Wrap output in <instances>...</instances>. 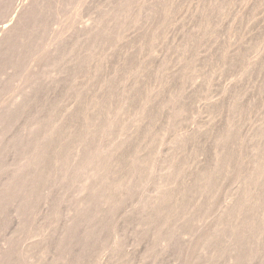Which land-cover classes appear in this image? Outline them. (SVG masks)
Masks as SVG:
<instances>
[{"label": "rangeland", "instance_id": "1", "mask_svg": "<svg viewBox=\"0 0 264 264\" xmlns=\"http://www.w3.org/2000/svg\"><path fill=\"white\" fill-rule=\"evenodd\" d=\"M9 1L7 0V2H5V0H0V3L2 2L1 4L3 6L0 8V22L2 19H10L15 11L21 9V5H23L24 2L25 5L26 2L29 1L30 4H28V2L27 4L30 9L33 8V6H38L34 7V10L32 11L28 9V12H26L23 17L24 22L22 19V23L18 25L20 27H17L11 32L14 35V32L17 31V34L15 33L16 36L11 34V39H7L9 43H7L6 40V44L4 42L5 46L3 44L4 47H2V52L0 51V111L2 112L0 114V141H2L0 142V189H3L0 191V196L4 198H0V201L2 200V203L0 202V210H2V212L0 211V253H2L0 254V258H2L0 259V264L4 261H10L8 264H26L27 260L30 264H47V262L48 264H104L106 258L109 259L105 264H264V171H261L264 170V0H133L134 2H132V0H36L35 3L33 1L30 2V0ZM121 1L122 3H120ZM130 1L137 10L133 9L134 7L131 5ZM143 1H145L146 5L150 3L149 6L147 5L145 8L146 5L143 4ZM8 2L14 4L9 5ZM138 3L139 5H137ZM123 4H125L126 7ZM155 5L158 7L156 8ZM137 6L139 7L137 8ZM148 7L153 9L150 11ZM160 8L161 10H159ZM159 12H162V14ZM27 13H29V15ZM152 13H156L157 15H153ZM158 13L160 15H158ZM146 15L147 18H150L147 19ZM111 16L114 19L109 20L108 18H111ZM100 18H103L102 22H100ZM113 20L115 22H113ZM152 20L154 22H152ZM106 21L107 23H110L106 24ZM135 21L140 24H137ZM127 22L129 23L127 24ZM86 25L88 27H86ZM106 25L107 27H105ZM109 27L112 28L109 29ZM87 28L89 30H87ZM85 30L91 31L86 33ZM84 32L86 34H84ZM18 33L19 35L21 34V37L17 36ZM126 33L130 35V37ZM72 35L73 37H71ZM80 36L83 39L85 37L87 39L82 40ZM17 37L20 38L18 39ZM89 37H91V40ZM112 38L113 40L116 38L115 41L112 42ZM124 38L127 40L125 41ZM17 39L19 41H17ZM59 41H61L62 44ZM19 47L21 48L19 49ZM21 49L23 51H21ZM255 49H257V51ZM41 50L44 54L41 53ZM123 51L126 52L127 55ZM45 53H50L51 56H48ZM69 54H72V56ZM40 56H42V58H39ZM43 56H45L46 59H44L45 57ZM38 58L41 60V63ZM81 61L84 63L86 61L88 65ZM91 62L92 64L90 65ZM69 63H72L71 65L73 67ZM31 64L33 66H31ZM130 67L131 70L129 69ZM79 68L82 70L80 71ZM31 69H33L32 72L29 71ZM86 70L87 72L85 73ZM33 73L35 76H33ZM67 75H69V77ZM77 78H79V80ZM61 79L63 81H61ZM71 80L73 81L72 83ZM26 81L30 83V86ZM60 81L64 82V85ZM24 84L25 87H23ZM103 84L106 85V88L103 87ZM30 87L31 91L29 90ZM116 87L118 90H116ZM62 89L64 92H62ZM71 89L74 92L71 91ZM17 90L22 93H19V91L17 93ZM125 91L128 94L125 93ZM70 92H73V94L71 93V95ZM74 94L76 96H74ZM87 95L90 98H88ZM107 95H111L109 96L110 98L107 99ZM11 98L19 103H14V100ZM74 98L79 101V103ZM80 98L85 100L83 101L81 99L82 101H80ZM101 98L104 99V102ZM124 98L126 99L124 100ZM8 100L10 101L6 102ZM11 100L13 101V105ZM99 100L102 101L100 102ZM22 101H24V103ZM91 103L95 108L90 106ZM107 103L108 105H104ZM14 106L15 108H20H11ZM66 106L71 108H67ZM73 106L75 107L74 109ZM7 108L9 111L10 109L12 111L8 113ZM93 108L95 110H93ZM70 110L72 112H70ZM3 112H5L6 115ZM78 112L79 114L75 115V113ZM7 113L10 116L7 115ZM89 114L93 118L88 116ZM57 115H59V117H57ZM4 116L9 117L5 118ZM136 117L139 118V121ZM52 118L53 120L57 118V121L55 120L53 122ZM140 118H142L144 122ZM4 119H6V122H4ZM36 119L39 120L37 121ZM70 119L73 120L74 123L71 122ZM80 119L83 120L81 121ZM181 120H184V122H181ZM7 121L9 123H7ZM79 124L81 125L79 126ZM76 125H78V127ZM82 125L85 126L82 127ZM104 126L106 127L105 129ZM66 127L67 130L65 131ZM75 128L77 130L80 129V131H77ZM92 128L95 129L91 130ZM132 128L133 131L131 130L130 132V129ZM44 129L49 131H44ZM57 129L59 130L57 131ZM83 129L88 130L82 132ZM72 130L74 133L71 132ZM126 130L127 132H125ZM60 131L65 133L62 135V132ZM67 131L69 132V135ZM28 132L31 134V137ZM88 132H90L91 135L86 136ZM81 133H83L82 136ZM56 134L58 135L56 136ZM51 136L52 138L54 137L55 140L54 138L50 139ZM110 136H112V138H110ZM181 136L182 138L185 137L183 139L181 138L182 140L177 139ZM175 137L176 140H178L177 142H175ZM56 138L60 139L57 140ZM62 138H64L63 141L66 142L65 149L63 145L65 142L63 143L61 141ZM73 138H75V140ZM85 138H92L90 141L94 139L93 143L89 142L88 139V141H86ZM95 138L97 140H95ZM127 138H130V140L128 141ZM67 139L74 142L78 139V141L75 142V145L74 142L72 144V142ZM44 140L47 142H44L45 144L41 145ZM50 140L55 142L52 143ZM107 140H111L112 143ZM112 140H114V142ZM27 141L32 142L33 145H30ZM105 142H107V144H105ZM59 143H63V146L60 145L59 147ZM81 143L85 146L84 148L87 154L84 153L86 154L84 156L86 157H83L82 154L77 155L80 150L78 145L81 147ZM97 143L102 144L96 146ZM48 144H50V146H48ZM86 144H88L87 147ZM55 145L57 147L52 149V146ZM73 145H75L76 148ZM90 145L92 147L94 145V147L89 149L91 148ZM30 146H34L31 149L32 151L30 150ZM35 146H40L38 148L41 149H38ZM68 146H71V148ZM113 146L115 150L111 148ZM119 146L121 147L117 149ZM58 148H60V151ZM77 148L78 150L76 151ZM84 148H82V152H85L83 151ZM73 149L75 150L73 151ZM50 150H53V153ZM107 150L112 155H109V152L105 153ZM44 151L47 153L49 151L51 154L49 155L48 153L47 156V153ZM101 152L103 156H100ZM98 153L99 155H97ZM62 154L64 157H62ZM60 155L63 158L60 157L62 160L61 164L59 162L60 160L57 158ZM68 155H72L71 157L77 156L76 159H73L74 161L72 160V162H70L71 160L68 158L70 156ZM80 155H82L83 160H79L82 158H79ZM32 156L36 157L37 160ZM110 156L113 158H110ZM164 156L167 157V160ZM48 157H50V159ZM87 158H90L88 163L84 161L87 160ZM94 158H96V161L92 164ZM97 158H101L103 161L100 159L98 160ZM20 159L21 162H19ZM31 159H34V162ZM41 159L42 161L46 160L42 162L40 161ZM35 161L38 162L36 163ZM75 161L78 164L83 161L86 165L82 162L81 164H83L84 167H87L83 169L79 165H77L78 167H75L77 164H75ZM97 161H100L101 163ZM149 161L151 164L153 163V165L149 164ZM62 162H65V165ZM73 162L74 166L72 164L70 165V163ZM131 162H134V164ZM43 163H47L45 164L47 166H44ZM29 165L37 168H30ZM97 165L99 167H97ZM43 166L47 168L50 166V170ZM55 166L58 168H55ZM63 166L67 167L69 170ZM72 166L73 168L75 167V170ZM17 167L18 169H16ZM24 167L28 168L25 169ZM23 168L25 169L24 171H22ZM41 168L43 172L42 170H39ZM98 168L100 171H98ZM109 168L113 169L110 170ZM46 169L48 171H46ZM86 169L88 171L91 170L89 173H87L88 171L86 172L87 175H85ZM92 170L94 171L92 172ZM39 171L47 176L48 179ZM60 171H62L64 175L61 174L62 172ZM69 171H71L70 174ZM102 171H104L103 173L106 174L107 177H105L103 173H100ZM18 172L20 177L18 176ZM32 172H34L36 176L38 173V179H36L37 177L34 176ZM54 172L60 173H57L56 175ZM129 172L131 175L130 177H128ZM90 173H92V175ZM11 174L13 177L10 176ZM25 174L26 176H24ZM54 174L57 177L59 175L61 176L56 178ZM89 174L91 176H89ZM117 174L119 176H117ZM39 175L41 176L40 180ZM26 178L31 179L28 180ZM41 178L42 180L44 179V181H42ZM82 178L84 180H82ZM97 178L99 179L98 181L96 180ZM144 178H146V180H144ZM7 179L10 181H7ZM54 179L56 180L55 183ZM157 179H159L160 182H158ZM36 180H38L37 182L39 184ZM196 180L198 184L196 183ZM104 181L108 185L112 183L110 186L113 188L110 186L108 187ZM11 182H14L12 185L13 187L17 184L15 187L19 190L14 187L16 194H14L15 190L11 187ZM152 183H155L156 187L158 186V189H160L162 193ZM40 184L42 185L40 186ZM57 184H61V186H58ZM124 184H127L128 187ZM32 185L34 187H32ZM80 185H83L84 187H81ZM202 185L206 186L201 188ZM122 187L127 188L122 190ZM196 187L200 190H197ZM84 188L87 190L89 189V191ZM105 188L109 191L107 190L106 192ZM115 188L121 190H116ZM42 189L44 192L41 193ZM10 190H13L14 192H11ZM35 190L38 194L34 192ZM38 190L40 192H38ZM90 190L95 194H92ZM19 191L21 193H19ZM120 191L121 195H119ZM10 192L12 196L10 195ZM31 192L35 194L33 195ZM83 192L85 194H83ZM146 193L151 195L148 196ZM20 194L22 196H20ZM155 194L159 197L157 201L154 199L157 197ZM144 195H147V197L145 196L146 198H143ZM151 196L153 197L152 200L156 201L155 203L149 202L152 207H150V204L145 203L147 198H150ZM85 198L88 200V203ZM195 198L199 199L195 200ZM20 200L21 203L19 202ZM141 200H144L145 202L143 201L140 203ZM82 201H84V203H82ZM17 202L20 203L19 207ZM30 202H32V204L34 202V204H30ZM78 203L81 205H77ZM85 203L89 207L86 206ZM82 204L87 207L88 212ZM140 204L145 205L139 206ZM147 204L150 208L145 207ZM28 205L32 206L29 208ZM10 206L11 211H9ZM71 206L73 208H71ZM75 206L79 209L78 212ZM111 206L113 207L111 208ZM27 208H29V210ZM17 209L22 211L19 210V212ZM84 211L85 213H82ZM21 212L23 213V216L20 215ZM100 212L101 214L103 213V216ZM114 212H117V214ZM16 214L22 218L20 219ZM80 214L83 216L80 217ZM129 214H131V217H129ZM132 214H135V216H132ZM13 215H16L17 217ZM73 219H75L74 222L77 224H73ZM78 219L81 220L79 221ZM24 221L28 223L26 224ZM124 222L128 223L126 224ZM16 224L18 226H16ZM97 224L101 226L98 227ZM63 225L65 226L63 227ZM71 225L72 228L68 229ZM21 226L24 230H22ZM15 227L21 229L18 230V228ZM33 228H38V231L36 229V231H34L35 233L31 232L34 230ZM95 228L98 229L96 230ZM92 229H95L94 234ZM39 230H43V232ZM66 230H68L67 232L69 233H66ZM60 232L64 237L61 236ZM74 233L75 235L72 236ZM34 234L35 236H32ZM259 234H261V236H259ZM29 236L33 238H30ZM44 237L48 239L46 240ZM90 237L92 239H90ZM84 238L86 240L89 239L90 241L87 240V242L83 240ZM67 239H70L68 243ZM54 241L61 244L58 246ZM38 242H40V244L46 242V245H41L44 249H40L42 247H40ZM71 242L74 244H71ZM85 242L87 245H90L87 246ZM69 243L72 246H70ZM11 244L13 248L11 247ZM1 245H6L5 249L4 247L2 248ZM77 246L79 247L77 248ZM84 246L85 248H83ZM31 247L32 249H29V251L28 248ZM25 248H27L34 257L30 256L31 254ZM35 248H37V252L35 251ZM53 248L56 251H54ZM23 249L26 250L27 255L24 253ZM15 250L17 252L13 253ZM32 250L34 251L33 253ZM23 254L27 257L25 258ZM28 255L33 259H30ZM107 255H109V257ZM7 257H9L10 260ZM87 258L90 259L88 260ZM20 261L22 263H20Z\"/></svg>", "mask_w": 264, "mask_h": 264}, {"label": "bare ground", "instance_id": "2", "mask_svg": "<svg viewBox=\"0 0 264 264\" xmlns=\"http://www.w3.org/2000/svg\"><path fill=\"white\" fill-rule=\"evenodd\" d=\"M1 1H2V0H1ZM8 1H9V0H8ZM12 1L14 2V0H12ZM12 1H9V2H12ZM21 1H22V0H21ZM31 1H33V2L35 3L36 0H30V2H31ZM38 1H39V0H38ZM38 1H37V3H38ZM122 1H123V0H122ZM122 1H121L120 3H122ZM125 1H126V0H125ZM128 1H129V0H128ZM3 2H4V1H3ZM5 2H7V0H5ZM9 2H8V3H9ZM18 2H19V1H18ZM27 2H28V4H30L29 1H27ZM27 2H26L25 5H24L25 2L23 3V5H21L23 8H22L21 6H19V7H21V9H20V8H19L20 10L16 9V10H18V11H15V13L13 14V16H12L10 19H9V18H8L7 20H6V19H2V21L0 22V51L2 50V47L5 46V44H6L5 41L11 37V34L13 35V33H11V32H13L17 27H18V28L20 27V26H18V25H19L20 23H22V19H23V17H24V14H26V12H28V9H30V8H29V5L27 4ZM117 2H118V1H117ZM130 2H131V1H130ZM132 2H134V1L132 0ZM132 2H131V5H132ZM143 2H144L143 4H145V1H143ZM149 2H151V1H149ZM1 3H2V2H1ZM1 3H0V4H1ZM136 3H137V1H136ZM141 3H142V2H141ZM10 4L13 5L14 3H9V5H10ZM125 4H126V3H125ZM125 4H123V5H125ZM129 4H130V3H129ZM149 4H150V3H148L147 5L149 6ZM158 4H159V3H158ZM3 5H4V4H3ZM12 5H11V6H12ZM27 5H28V6H27ZM33 5H35V4H33ZM33 5H31V6H33ZM123 5H122V6H123ZM137 5H139V3H138ZM145 5H146V4H145ZM145 5H144V6H145ZM147 5L145 6V8L147 7ZM1 6H2V4L0 5V8H1ZM37 6H38V5H37ZM37 6H33V8H31L30 10H31V11L34 10V7H37ZM118 6H119V5H118ZM132 6H133V5H132ZM150 6H151V5H150ZM2 7H3V6H2ZM15 7H16V6H15ZM125 7H126V5H125ZM133 7H134V6H133ZM133 7H132V8H133ZM138 7H139V6H137V8H138ZM155 7H156V5H155ZM157 7H158V6H157ZM157 7H156V8H157ZM159 7H160V6H159ZM4 8H5V7H4ZM141 8H142V5H141ZM143 8H144V7H143ZM148 8L150 9V7H148ZM148 8H147V9H148ZM153 8H154V4H153ZM153 8H151V9H153ZM8 9H11V8H8ZM119 9H120V8H119ZM128 9H129V8H128ZM133 9H136V7H134ZM151 9H150V11H151ZM0 10H1V9H0ZM13 10H15V9H13ZM124 10H125V9H124ZM136 10H137V9H136ZM136 10H135V12H136ZM140 10H141V9H140ZM159 10H161V8H160ZM2 11H3V10H2ZM6 11H7V9H6ZM106 11H107V10H106ZM109 11H110V10H109ZM115 11H116V10H115ZM120 11H122V10H120ZM142 11H143V9H142ZM145 11H146V10H145ZM4 12H5V11H4ZM12 12H13V11H12ZM139 12H140V11H139ZM146 12H147V11H146ZM154 12H155V11H154ZM10 13H11V12H10ZM56 13H57V12H56ZM123 13H124V12H123ZM127 13H128V12H127ZM131 13H133V12H131ZM131 13H130V14H131ZM147 13H148V12H147ZM159 13H160V12H159ZM159 13H158V15L162 14V12H161L160 14H159ZM2 14H3V13H2ZM27 14L29 15V13H27ZM121 14H122V12H121ZM121 14H120V15H121ZM130 14H129V15H130ZM152 14H153V13H152ZM154 14H156V13H154ZM154 14H153V15H154ZM6 15H7V13H6ZM122 15H123V14H122ZM136 15H137V13H136ZM153 15H152V16H153ZM156 15H157V14H156ZM3 16H4V15H3ZM26 16H27V15H26ZM26 16H25V17H26ZM112 16H113V15H112ZM112 16H111V18H108V19H109V20L114 19V18H112ZM124 16H125V14H124ZM130 16H131V15H130ZM133 16H134V15H133ZM137 16H138V15H137ZM137 16H135V17H137ZM148 16H149V15H148ZM115 17H116V16H115ZM117 17H118V16H117ZM6 18H7V16H6ZM26 18H27V17H26ZM118 18H119V17H118ZM122 18H123V16H122ZM122 18H121V19H122ZM126 18H127V16H126ZM130 18H131V17H130ZM130 18H129V19H130ZM132 18L135 19L134 17H132ZM146 18H147V15H146ZM149 18H150V17H149ZM149 18H147V19H149ZM151 18H152V17H151ZM100 19H101L100 22H102V19H103V18H100ZM133 19H132V20H133ZM141 19H142V18H141ZM153 19H154V18H153ZM105 20H106V19H105ZM95 21H96V20H95ZM115 21H116V19H115ZM115 21L113 20V22H115ZM119 21H120V20H119ZM121 21H122V20H121ZM126 21H127V19H126ZM139 21H140V20H139ZM142 21H143V20H142ZM146 21H148V20H146ZM23 22H24V19H23ZM108 22H109V21H108ZM117 22H118V21H117ZM117 22H116V23H117ZM129 22H131V21H129ZM129 22H127V24H128ZM135 22H137V21H135ZM135 22H134V23H135ZM148 22H149V21H148ZM152 22H154V21L152 20ZM152 22H151V23H152ZM109 23H110V22H109ZM109 23H107V21H106V24H109ZM124 23H125V22H124ZM143 23H144V22H143ZM91 24H92V23H91ZM91 24H90V25H91ZM93 24H94V23H93ZM95 24H97V23H95ZM111 24H112V23H111ZM137 24H140V23L137 22ZM152 24H153V23H152ZM97 25H98V24H97ZM104 25H105V24H104ZM104 25H103V26H104ZM113 25H114V24H113ZM117 25H118V24H117ZM117 25H115V26H117ZM120 25H121V22H120ZM123 25H124V24H123ZM142 25H143V24H142ZM142 25H141V26H142ZM153 25H154V24H153ZM91 26H92V25H91ZM98 26H99V25H98ZM98 26H96V27H98ZM132 26H133V24H132ZM141 26H140V27H141ZM25 27H26V26H25ZM86 27H88V26L86 25ZM105 27H107V25H106ZM105 27H104V28H105ZM79 28H80V27H79ZM111 28H112V27H111ZM111 28L109 27V29H111ZM136 28H137V26H136ZM80 29H81V28H80ZM80 29H79V30H80ZM106 29H107V28H106ZM109 29H108V30H109ZM127 29H128V26H127ZM134 29H135V28H134ZM87 30H89V29L87 28ZM112 30H113V29H112ZM130 30H131V29H130ZM130 30H129V31H130ZM72 31H73V30H72ZM90 31H91V30H90ZM90 31H86V30H85L86 33H87V32L89 33ZM110 31H111V30H110ZM110 31H108V32H110ZM16 32H17V31L14 32V35H13V36H16V34H17ZM70 32H71V31H70ZM85 32H84V34H86ZM111 32H112V31H111ZM113 32H114V30H113ZM113 32H112V33H113ZM126 32H127V30H126ZM15 33H16V34H15ZM73 33H74V32H73ZM81 33H82V32H81ZM94 33H95V32H94ZM103 33H105V32H103ZM123 33H125V32H123ZM70 34H71V33H70ZM78 34H80V33H78ZM90 34H92V33H90ZM90 34H89V35H90ZM95 34H96V33H95ZM109 34H110V33H109ZM109 34H108V35H109ZM126 34H127V33H126ZM68 35H69V34H68ZM75 35H76V34H75ZM96 35H97V34H96ZM113 35H114V34H113ZM127 35H128V34H127ZM17 36H20V37H21V34L19 35V33H18ZM81 36H83V35H81ZM81 36H80V37H81ZM101 36H102V35H101ZM109 36H111V35H109ZM118 36H119V35H118ZM128 36L130 37V35H128ZM20 37H19V38H20ZM64 37H65V36H64ZM71 37H73V35H72ZM87 37H88V36H87ZM131 37H132V36H131ZM15 38H16V37H15ZM17 38H18V37H17ZM19 38H18V39H19ZM66 38H67V37H66ZM81 38H82V37H81ZM90 38H91V37H89V39H90ZM119 38H120V37H119ZM119 38H118V40H119ZM10 39H11V38H10ZM10 39H9V40H10ZM18 39H17V41H19ZM75 39H76V38H75ZM84 39H87V38L85 37ZM84 39L82 38V40H84ZM109 39H110V38H109ZM115 39H116V38H115ZM115 39L113 40V38H112V42L115 41ZM124 39H125V38H124ZM13 40H14V39H13ZM13 40H12V41H13ZM20 40H21V39H20ZM59 40H60V39H59ZM62 40H63V37H62ZM78 40H79V38H78ZM90 40H91V39H90ZM126 40H127V39H125V41H126ZM128 40H129V39H128ZM134 40H135V39H134ZM12 41H11V43H12ZM80 41H81V40H80ZM94 41H95V40H94ZM125 41H124V42H125ZM4 42H5V44H4ZM59 42L62 44L61 41H59ZM82 42H83V41H82ZM86 42H87V41H86ZM91 42H92V41H91ZM110 42H111V41H110ZM112 42H111V43H112ZM129 42H130V41H129ZM7 43H9L8 40H7ZM14 43H15V42H14ZM18 43H19V42H18ZM42 43H43V42H42ZM64 43H65V42H64ZM64 43H63V44H64ZM89 43H90V42H89ZM126 43H127V42H126ZM3 44H4V46H3ZM105 44H106V43H105ZM7 45H8V44H7ZM124 45H126V44H124ZM127 45H128V44H127ZM18 46H20V45H18ZM40 47H41V46H40ZM59 47H61V46H59ZM123 47H124V46H123ZM20 48H21V47H19V49H20ZM43 48H44V47H43ZM62 48H63V45H62ZM106 48H107V47H106ZM112 48H113V47H112ZM3 49H5V48H3ZM19 49H18V50H19ZM108 49H109V48H108ZM110 49H111V47H110ZM262 49H263V47H262ZM44 50H45V49H44ZM53 50H54V49H53ZM124 50H125V49H124ZM127 50H128V49H127ZM255 50L257 51V49H255ZM5 51H6V50H5ZM21 51H23V50L21 49ZM50 51H51V50H50ZM69 51H70V50H69ZM107 51H108V50H107ZM256 51H255V52H256ZM1 52H2V51H1ZM47 52H48V51H47ZM53 52H54V51H53ZM62 52H63V51H62ZM111 52H112V51H111ZM123 52H124V51H123ZM262 52H263V51H262ZM41 53H42V50H41ZM51 53H52V52H51ZM56 53H57V52H56ZM70 53H71V51H70ZM108 53H109V52H108ZM124 53L126 54V52H124ZM42 54H44V53H42ZM42 54H41V55H42ZM45 54H46V53H45ZM57 54H59V53H57ZM66 54H67V53H66ZM109 54H110V53H109ZM46 55L49 56L50 53H49V54H46ZM69 55H70V54H69ZM126 55H127V54H126ZM50 56H51V55H50ZM70 56H72V54H71ZM124 56H125V55H124ZM43 57H45V56H43ZM27 58H28V57H27ZM35 58H36V57H35ZM39 58H42V56H40ZM39 58H38V59H39ZM51 58H52V57H51ZM57 58H58V57H57ZM74 58H75V57H74ZM76 58H77V57H76ZM124 58H125V57H124ZM29 59H30V58H29ZM44 59H46V57H45ZM248 59H249V58H248ZM36 60H37V59H36ZM39 60H40V59H39ZM51 60H52V59H51ZM243 60H244V59H243ZM245 60H246V59H245ZM254 60H255V59H254ZM49 61H50V60H49ZM54 61H55V60H54ZM67 61H68V60H67ZM70 61H71V60H70ZM86 61H87V60H86ZM86 61H85V63H84L83 61H81V62H83L84 64H87ZM88 61H90V60H88ZM39 62L41 63V60H40ZM40 63H39V64H40ZM45 63H46V62H45ZM45 63H44V64H45ZM46 64H47V63H46ZM69 64H70V63H69ZM71 64H72V63H71ZM71 64H70V65H71ZM91 64H92V62L90 63V65H91ZM37 65H38V64H37ZM41 65H42V64H41ZM65 65H66V64H65ZM67 65H68V64H67ZM73 65H74V64H73ZM76 65H77V64H76ZM80 65H81V64H80ZM87 65H88V64H87ZM31 66H33V65L31 64ZM71 66H72V65H71ZM74 66H75V65H74ZM84 66H85V65H84ZM65 67H66V66H65ZM72 67H73V66H72ZM77 67H78V66H77ZM85 67H87V66H85ZM92 67H93V66H92ZM92 67H91V68H92ZM245 67H246V66H245ZM29 68H30V67H29ZM31 68H32V67H31ZM87 68H88V67H87ZM93 68H94V67H93ZM70 69H71V68H70ZM79 69H80V68H79ZM129 69L131 70V67H130ZM32 70H33V69H31V70H29V71L32 72ZM66 70H67V69H66ZM66 70H65V71H66ZM68 70H69V68H68ZM71 70H72V69H71ZM81 70H82V69H80V71H81ZM88 71H89V70H88ZM123 71H124V70H123ZM128 71H129V70H128ZM27 72H28V71H27ZM33 72H34V71H33ZM62 72H63V71H62ZM86 72H87V70L85 71V73H86ZM90 72H92V71H90ZM110 72H111V71H110ZM88 73H89V72H88ZM107 73H109V72H107ZM111 73H112V72H111ZM122 73H123V72H122ZM131 73H132V72H131ZM30 74H31V73H30ZM67 74H68V73H67ZM112 74H113V73H112ZM112 74H110V75H112ZM123 74H124V73H123ZM126 74H127V73H126ZM132 74H134V73H132ZM73 75H74V74H73ZM83 75H84V73H83ZM87 75H88V74H87ZM31 76H32V75H31ZM31 76H30V77H31ZM33 76H35L34 73H33ZM67 76L69 77V75H67ZM70 76H71V75H70ZM85 76H86V75H85ZM89 76H90V75H89ZM124 76H125V75H124ZM30 77H29V78H30ZM91 77H93V76H91ZM108 77H109V76H108ZM112 77H113V76H112ZM112 77H111V78H112ZM73 78H75V77H73ZM86 78H87V77H86ZM88 78H90V77H88ZM106 78H107V76H106ZM109 78H110V77H109ZM119 78H120V77H119ZM26 79H27V78H26ZM64 79H66V78H64ZM71 79H72V78H71ZM77 79L79 80V78H77ZM77 79H76V80H77ZM24 80H25V79H24ZM32 80H33V79H32ZM78 80H77V81H78ZM105 80H106V79H105ZM105 80H104V81H105ZM110 80H112V79H110ZM110 80H109V81H110ZM122 80H123V77H122ZM124 80H125V79H124ZM28 81H29V80H28ZM34 81H35V80H34ZM55 81H56V80H55ZM57 81H58V80H57ZM61 81H63V80L61 79ZM61 81H60V82H61ZM89 81H90V80H89ZM92 81H93V80H92ZM106 81H107V80H106ZM106 81H105V82H106ZM120 81H121V79H120ZM120 81H118V82H120ZM128 81H129V80H128ZM134 81H135V80H134ZM26 82H27V81H26ZM31 82H32V81H31ZM60 82H59V83H60ZM72 82H73V81L71 80V83H72ZM90 82H91V81H90ZM111 82H112V81H111ZM113 82H114V81H113ZM121 82H122V81H121ZM27 83H29V82H27ZM32 83H33V82H32ZM59 83H58V85H59ZM61 83H63V85H64V82H61ZM66 83H67V82H66ZM76 83H77V82H76ZM109 83H110V82H109ZM115 83H116V82H115ZM132 83H133V82H132ZM132 83H131V85H132ZM22 84H23V83H22ZM22 84H21V85H22ZM67 84H68V83H67ZM73 84H75V83H73ZM93 84H94V83H93ZM93 84H92V85H93ZM101 84H102V83H101ZM120 84H121V83H120ZM58 85H57V86H58ZM61 85H62V84H61ZM82 85H83V84H82ZM89 85H90V84H89ZM103 85H104V84H103ZM107 85H108V84H107ZM29 86H30V83H29ZM66 86H67V85H66ZM72 86H73V85H72ZM87 86H88V85H87ZM105 86H106V85H104L103 87H105ZM115 86H116V85H115ZM123 86H124V85H123ZM125 86H126V84H125ZM127 86H128V84H127ZM129 86H130V85H129ZM23 87H25V84H24ZM23 87H22V88H23ZM58 87H59V86H58ZM61 87H62V86H61ZM76 87H77V86H76ZM78 87H79V86H78ZM82 87H83V86H82ZM82 87H81V88H82ZM130 87H132V86H130ZM19 88H20V87H19ZM27 88H28V87H27ZM66 88H67V87H66ZM69 88H70V84H69ZM92 88H93V87H92ZM98 88H99V87H98ZM105 88H106V87H105ZM110 88H111V87H110ZM116 88H117V87H116ZM127 88H128V87H127ZM17 89H18V88H17ZM73 89H74V88H73ZM87 89H88V88H87ZM89 89H90V88H89ZM120 89H122V88H120ZM128 89H129V88H128ZM19 90H20V89H19ZM19 90H17V93H18ZM22 90H23V89H22ZM22 90H21V91H22ZM29 90L31 91V87L29 88ZM64 90H66V89H64ZM68 90H69V89H68ZM78 90H79V89H78ZM98 90H99V89H98ZM111 90H112V89H111ZM116 90H118V88H117ZM125 90H126V89H125ZM129 90H130V89H129ZM129 90H128V91H129ZM26 91H27V90H26ZM26 91H25V92H26ZM60 91H61V90H60ZM60 91H59V92H60ZM71 91H73V90L71 89ZM75 91H76V90H75ZM79 91H80V90H79ZM79 91H77V92H79ZM90 91H91V89H90ZM90 91H89V92H90ZM104 91H105V90H104ZM108 91H109V90H108ZM126 91H127V90H126ZM126 91H125V93H127ZM27 92H29V91H27ZM62 92H64L63 89H62ZM73 92H74V91H73ZM73 92H70V94H71V93L73 94ZM98 92H99V91H98ZM102 92H103V91H102ZM120 92H121V91H120ZM129 92H130V91H129ZM17 93H16V94H17ZM19 93H22V92L19 91ZM23 93H24V91H23ZM30 93H32V92H30ZM81 93H83V92H81ZM95 93H96V92H95ZM95 93H94V95H95ZM117 93H118V92H117ZM236 93H237V92H236ZM24 94H25V93H24ZM32 94H33V93H32ZM62 94H63V93H62ZM72 94H71V95H72ZM75 94H80V93H75ZM75 94H74V96H76ZM85 94H86V91H85ZM99 94H100V93H99ZM106 94H108V93H106ZM120 94H121V93H120ZM127 94H128V93H127ZM129 94H130V93H129ZM19 95H20V94H19ZM19 95H18V96H19ZM28 95H29V93H28ZM63 95H64V94H63ZM63 95H62V96H63ZM71 95H70V97H71ZM97 95H98V93H97ZM235 95H237V94H235ZM22 96H24V95H22ZM25 96H27V95H25ZM80 96H81V95H80ZM80 96H79V97H80ZM91 96H92V95H91ZM95 96H96V95H95ZM104 96H105V94H104ZM107 96H108V95H107ZM109 96H111V95H109ZM109 96L107 97V99L110 98ZM121 96H122V95H121ZM212 96H213V95H212ZM13 97H14V96H13ZM19 97H20V96H19ZM87 97H88V95H87ZM98 97H99V96H98ZM126 97H127V95H126ZM17 98H18V97H17ZM25 98H26V97H25ZM62 98H63V97H62ZM65 98H66V97H65ZM88 98H90V97H88ZM88 98H87V99H88ZM104 98H105V97H104ZM128 98H129V97H128ZM7 99H8V98H7ZM11 99H12V98H11ZM15 99H16V97H15ZM15 99H12V100H14V103L17 102V101L15 102ZM19 99H20V98H19ZM58 99H59V97H58ZM58 99H57V100H58ZM60 99H61V98H60ZM70 99H71V98H70ZM74 99H75V98H74ZM81 99H82V98H80V101L83 100V99H82V100H81ZM94 99H95V97H94ZM97 99H98V98H97ZM99 99H100V98H99ZM101 99H102V98H101ZM125 99H126V98H124V100H125ZM12 100H11V103L13 102ZM20 100H22V99H20ZM25 100H27V99H25ZM57 100H56V101H57ZM61 100H62V99H61ZM75 100H76V99H75ZM84 100H85V99H84ZM84 100H83V101H84ZM88 100H89V99H88ZM88 100H87V101H88ZM102 100H103V102H104V99H102ZM102 100H99V101L101 102ZM116 100H117V99H116ZM118 100H119V99H118ZM124 100H123V101H124ZM9 101H10V100H8V101H6V102H9ZM63 101H64V99H63ZM71 101H72V100H71ZM73 101H74V100H73ZM76 101H77V100H76ZM87 101H86V102H87ZM93 101H94V100H93ZM108 101H109V100H108ZM108 101H107V102H108ZM218 101H219V100H218ZM6 102H5V103H6ZM22 102L24 103V101H22ZM28 102H29V101H28ZM28 102H27V103H28ZM67 102H68V101H67ZM69 102H70V100H69ZM77 102L79 103V101H77ZM77 102H76V103H77ZM91 102H92V101H91ZM94 102H96V101H94ZM125 102H126V101H125ZM11 103H10V104H11ZM17 103H19V102H17ZM23 103H22V104H23ZM60 103H62V102H60ZM70 103H71V102H70ZM87 103H88V102H87ZM87 103H86V104H87ZM92 103H93V102H92ZM92 103L90 104V106H93V107H94V105H92ZM208 103H209V102H208ZM8 104H9V103H8ZM80 104H81V103H80ZM98 104H99V102H98ZM102 104H103V103H102ZM120 104H121V101H120ZM123 104H124V103H123ZM204 104H205V103H204ZM209 104H210V103H209ZM2 105H3V104H2ZM12 105H13V103H12ZM14 105H15V104H14ZM20 105H21V104H20ZM56 105H57V104H56ZM64 105H66V104H64ZM78 105H79V104H78ZM81 105H82V104H81ZM84 105H85V104H84ZM104 105H108V103H107V104H104ZM111 105H112V104H111ZM113 105H115V104H113ZM116 105H117V104H116ZM201 105H202V104H201ZM3 106H4V105H3ZM7 106H8V105H7ZM7 106H6V107H7ZM15 106H16V105H15ZM15 106H14V107H11V108H13V109H19V108H20V107L15 108ZM18 106H19V105H18ZM24 106H25V105H24ZM24 106H23V108H24ZM28 106H29V105H28ZM58 106H60V105H58ZM79 106H80V105H79ZM204 106H205V105H204ZM26 107H27V106H26ZM62 107H63V106H62ZM66 107H67V106H66ZM88 107H89V106H88ZM106 107H107V106H106ZM108 107H109V106H108ZM113 107H114V106H113ZM117 107H118V106H117ZM198 107H199V106H198ZM3 108H4V107H3ZM3 108H1V109H3ZM67 108H71V107H67ZM74 108H75V107L73 106V109H74ZM84 108H85V107H84ZM94 108H95V107H94ZM94 108H93V110H95ZM100 108H102V107H100ZM181 108H183V107H181ZM4 109H6V108H4ZM58 109H59V108H58ZM96 109H97V106H96ZM109 109H110V108H109ZM109 109H108V110H109ZM112 109H113V108H112ZM117 109H118V108H117ZM198 109H199V108H198ZM7 110H8V108H7ZM62 110H63V109H62ZM79 110H83V109H79ZM79 110H78V111H79ZM86 110H87V109H86ZM88 110H89V109H88ZM98 110H99V109H98ZM100 110H101V109H100ZM104 110H105V108H104ZM108 110H107V111H108ZM122 110H123V109H122ZM2 111H3V110H2ZM10 111H12V110L10 109ZM10 111L8 110V113H9ZM13 111H14V110H13ZM17 111H18V110H17ZM17 111H16V112H17ZM63 111H64V110H63ZM63 111H62V112H63ZM102 111H103V110H102ZM109 111H111V110H109ZM138 111H139V110H138ZM181 111H182V110H181ZM14 112H15V111H14ZM59 112H60V111H59ZM59 112H58V113H59ZM62 112H61V113H62ZM70 112H72V111L70 110ZM73 112H74V111H73ZM75 112H76V111H75ZM81 112H82V111H81ZM81 112H80V113H81ZM84 112H85V111H84ZM91 112H92V110H91ZM91 112H90V114L92 115ZM112 112H113V111H112ZM140 112H141V110H140ZM1 113H2V112L0 111V114H1ZM3 113L6 115L5 112H3ZM8 113H7V115H9ZM110 113H111V112H110ZM115 113H116V112H115ZM65 114H66V113H65ZM65 114H64V115H65ZM76 114H79V112H78V113H75V115H76ZM81 114H82V113H81ZM87 114H88V113H87ZM90 114H89L88 116H91ZM112 114H113V113H112ZM55 115H56V113H55ZM64 115H63V116H64ZM94 115H95V114H94ZM181 115H182V114H181ZM0 116H1V115H0ZM9 116H10V115H9ZM9 116H4V117L6 118V117H9ZM11 116H12V115H11ZM46 116H47V115H46ZM63 116H62V117H63ZM100 116H101V115H100ZM139 116H140V115H139ZM4 117H2V118H4ZM48 117H49V115H48ZM57 117H59V115H57ZM65 117H66V116H65ZM68 117H70V116H68ZM83 117H84V116H83ZM91 117H92V116H91ZM102 117H103V116H102ZM107 117H108V116H107ZM181 117H182V116H181ZM42 118H43V117H42ZM53 118H54V117H53ZM53 118H52V121L54 122L57 118H55L54 120H53ZM63 118H64V117H63ZM74 118H75V117H74ZM78 118H79V117H78ZM85 118H86V117H85ZM85 118H84V121H85ZM88 118H90V117H88ZM92 118H93V117H92ZM97 118H98V117H97ZM97 118H96V119H97ZM100 118H101V117H100ZM136 118H137V117H136ZM182 118H183V117H182ZM39 119H41V118H39ZM39 119H38V120H39ZM46 119H47V118H46ZM48 119H49V118H48ZM61 119H62V118H61ZM72 119H73V118H72ZM94 119H95V118H94ZM112 119H113V118H112ZM112 119H111V120H112ZM137 119H138V121H139V118H137ZM140 119H142V118H140ZM4 120H5V121H4ZM4 120H3V121L6 122V119H4ZM7 120H9V119H7ZM36 120H37V119H36ZM38 120H37V121H38ZM41 120H42V119H41ZM70 120H71V119H70ZM77 120H78V119H77ZM80 120H81V119H80ZM80 120H79V121H80ZM82 120H83V119H82ZM82 120H81V121H82ZM92 120H93V119H92ZM98 120H99V119H98ZM100 120H101V119H100ZM106 120H107V119H106ZM114 120H115V119H114ZM44 121H45V120H44ZM44 121H42V122H44ZM48 121H49V120H48ZM50 121H51V120H50ZM56 121H57V120H56ZM68 121H69V120H68ZM75 121H76V119H75ZM88 121H89V119H88ZM140 121H141V120H140ZM142 121H143V119H142ZM142 121H141V122H142ZM35 122H36V121H35ZM39 122H40V121H39ZM39 122H38V123H39ZM46 122H47V121H46ZM61 122H63V121H61ZM61 122H60V123H61ZM64 122H65V120H64ZM71 122H73V120H71ZM91 122H92V121H91ZM104 122H105V121H104ZM106 122H107V121H106ZM115 122H116V121H115ZM118 122H119V121H118ZM120 122H121V121H120ZM134 122H135V121H134ZM143 122H144V121H143ZM181 122H184V120H183V121L181 120ZM202 122H203V121H202ZM7 123H9V122L7 121ZM7 123H5V124H7ZM50 123H51V122H50ZM60 123H59V125H60ZM66 123H67V122H66ZM73 123H74V122H73ZM78 123H79V122H78ZM113 123H114V121H113ZM116 123H117V122H116ZM136 123H137V122H136ZM136 123H135V126H136ZM36 124H37V123H36ZM76 124H77V123H76ZM81 124H84V123H81ZM81 124H79V126H80ZM85 124H87V123H85ZM105 124H106V123H105ZM109 124H110V123H109ZM130 124H131V123H130ZM140 124H141V123H140ZM40 125H41V124H40ZM57 125H58V124H57ZM87 125H88V124H87ZM97 125H98V123H97ZM99 125H100V124H99ZM111 125H112V124H111ZM114 125H115V123H114ZM114 125H113V126H114ZM117 125H118V124H117ZM48 126H50V125H48ZM61 126H62V125H61ZM64 126H65V124H64ZM72 126H73V125H72ZM76 126L78 127V125H76ZM76 126H75V127H76ZM83 126H85V125H82V127H83ZM90 126H91V125H90ZM137 126H138V125H137ZM196 126H197V125H196ZM5 127H6V126H5ZM34 127H35V126H34ZM34 127H33V128H34ZM40 127H41V126H40ZM42 127H43V126H42ZM52 127H53V126H52ZM52 127H51V128H52ZM54 127H55V126H54ZM57 127H58V126H57ZM77 127H76V128H77ZM91 127H92V126H91ZM108 127H110V126H108ZM108 127H107V128H108ZM33 128H31V129H33ZM37 128H38V127H37ZM62 128H63V126H62ZM71 128H72V127H71ZM73 128H74V127H73ZM76 128H75V129H76ZM86 128H87V127H86ZM102 128H103V127H102ZM105 128H106V127L104 126V129H105ZM111 128H112V127H111ZM111 128H110V129H111ZM133 128H134V126H133ZM133 128L130 129V132H131V130L133 131ZM137 128H139V127H137ZM140 128H141V127H140ZM40 129H41V128H40ZM47 129H48V128H47ZM63 129H64V128H63ZM69 129H70V128H69ZM75 129H74V130H75ZM81 129H82V128H81ZM93 129H95V128H92L91 130H93ZM97 129H98V128H97ZM116 129H117V127H116ZM118 129H119V128H118ZM120 129H121V128H120ZM5 130H6V129H5ZM34 130H35V129H34ZM50 130H51V129H50ZM58 130H59V129H57V131H58ZM61 130H62V129H61ZM66 130H67V127H66L65 131H66ZM76 130H77V129H76ZM87 130H88V129H87ZM87 130H86V129H85V130L83 129L82 132L87 131ZM91 130H90V131H91ZM101 130H103V129H101ZM136 130H137V129H136ZM44 131H47V132H48L49 130H45V129H44ZM55 131H56V130H55ZM57 131H56V132H57ZM77 131H80V129L77 130ZM111 131H112V130H111ZM121 131H122V130H121ZM128 131H129V129H128ZM36 132H37V131H36ZM60 132H62V131H60ZM67 132H68V131H67ZM71 132H73V130H72ZM71 132H70V133H71ZM119 132H120V131H119ZM122 132H123V131H122ZM122 132H121V133H122ZM125 132H127V130H126ZM28 133H29V132H28ZM44 133H46V132H44ZM63 133H65V132H62V135H63ZM73 133H74V132H73ZM79 133H80V132H79ZM88 133H89V134H88ZM88 133L86 134V136H87V135H91L90 132H88ZM95 133H96V130H95ZM95 133H94V134H95ZM97 133H98V132H97ZM99 133H100V132H99ZM102 133H103V132H102ZM106 133H108V132H106ZM112 133H113V132H112ZM112 133H111V134H112ZM115 133H116V132H115ZM121 133H120V134H121ZM132 133H133V132H132ZM132 133H131V134H132ZM134 133H135V132H134ZM26 134H27V132H26ZM29 134H30V133H29ZM32 134H33V133H32ZM36 134H38V133H36ZM41 134H42V133H41ZM46 134H47V133H46ZM77 134H78V133H77ZM82 134H83V133H81V136H82ZM111 134H110V135H111ZM116 134H117V133H116ZM122 134H123V133H122ZM182 134H183V133H182ZM47 135H48V134H47ZM54 135H55V134H54ZM57 135H58V134H56V136H57ZM62 135H61V136H62ZM68 135H69V132H68ZM71 135H72V134H71ZM73 135H74V134H73ZM92 135H93V133H92ZM95 135H96V134H95ZM107 135H108V134H107ZM114 135H115V134H114ZM117 135H118V134H117ZM184 135H185V133H184ZM43 136H44V135H43ZM52 136H53V135H52ZM52 136L50 137V139L52 138ZM56 136H55V137H56ZM59 136H60V134H59ZM99 136H101V135H99ZM132 136H133V135H132ZM179 136H180V135H179ZM30 137H31V134H30ZM41 137H42V136H41ZM47 137H48V136H47ZM47 137H46V138H47ZM74 137H75V135H74ZM77 137H78V136H77ZM93 137H94V136H93ZM118 137H119V136H118ZM129 137H131V136H129ZM177 137H178V136H177ZM184 137H185V136H184ZM184 137H183V138H184ZM32 138H33V137H32ZM39 138H40V137H39ZM53 138H54V137H53ZM53 138H52V139H53ZM110 138H112V136H110ZM110 138H109V139H110ZM114 138H115V137H114ZM114 138H113V139H114ZM124 138H125V137H124ZM181 138H182V136H181L180 138H177V139L182 140L183 138H182V139H181ZM0 139H1V138H0ZM56 139H57V138H56ZM59 139H60V138H58L57 140H59ZM65 139H66V138H65ZM71 139H72V138H71ZM73 139L75 140V138H73ZM79 139H80V138H79ZM85 139H86V138H85ZM87 139L89 140V142H92V143H93V140H94V139H93L92 141H90V139H92V138H87ZM87 139H86V141H88ZM101 139H102V138H101ZM116 139H117V138H116ZM127 139H128V138H127ZM36 140H40V139H36ZM54 140H55V138H54ZM63 140H64V138H62V140H61V141L64 143L65 141H63ZM67 140H68V141H71L70 139H67ZM95 140H97V139L95 138ZM129 140H130V138L128 139V141H129ZM175 140H176V137H175ZM50 141L52 142V140H50ZM76 141H78V139H77ZM76 141H75V142H76ZM81 141H82V140H81ZM86 141H85V142H86ZM98 141H99V140H98ZM107 141H109V140H107ZM112 141L114 142V140H112ZM122 141H123V140H122ZM122 141H120V142H122ZM177 141H178V140H176L175 142H177ZM0 142H2V141H0ZM27 142H28V141H27ZM37 142H38V141H37ZM44 142H47V141L44 140V141L42 142L43 144H41V145H44V144H45ZM53 142H55V141H53ZM53 142H52V143H53ZM71 142H72V144H73L74 141H71ZM75 142H74V143H75ZM85 142H83V143H85ZM94 142H95V141H94ZM99 142H100V141H99ZM109 142H111V140H110ZM28 143H30V145H33L32 142H28ZM52 143H50V144H52ZM63 143H59V147H60V145H62ZM68 143H70V142H68ZM68 143H67V144H68ZM77 143H78V142H77ZM79 143H80V141H79ZM83 143H81V145H80L81 147L83 146V145H82ZM86 143H87V142H86ZM95 143H96V142H95ZM111 143H112V142H111ZM125 143H126V142H125ZM39 144H40V142H39ZM50 144H48V146H50ZM72 144H71V145H72ZM98 144H102V143H97L96 146H98ZM105 144H107V142H105ZM122 144H123V143H122ZM126 144H127V143H126ZM23 145H24V144H23ZM25 145H26V144H25ZM36 145H37V144H36ZM56 145H57V143H56ZM56 145H55V146H52V149H53L54 147H57ZM63 145H64V149H65V147H66V146H65V145H66V142H65V144H63ZM63 145H62V146H63ZM68 145H69V144H68ZM75 145H76V143H75ZM75 145H73V146L75 147ZM87 145H88V144H86V147H87ZM123 145H124V144H123ZM258 145H259V144H258ZM258 145H257V146H258ZM46 146H47V144H46ZM62 146H61V148L63 149ZM90 146H91V145H90ZM105 146H106V145H105ZM114 146H115V145H114ZM114 146L111 147V148H113V150H115V149H114ZM121 146H122V145H121ZM121 146L117 147V149L120 148ZM126 146H127V145H126ZM27 147H28V146H27ZM27 147H26V148H27ZM30 147H31V146H30ZM32 147H34V146H32ZM32 147L30 148V150L32 149ZM35 147H36V146H35ZM38 147H40V146H38ZM38 147H36V148H38ZM68 147L71 148V146H68ZM81 147H79V145H78V148L81 150V152H80V150H79V151H78L79 153H78L77 155L82 154L83 157H86V156H84V155L87 154V152H86V150H85V148H84L85 146L82 147V148H84L83 151H85V152H82V148H81ZM93 147H94V145H93ZM93 147L91 146V148H89V149H92ZM122 147H123V146H122ZM137 147H138V146H137ZM36 148H35V149H36ZM42 148H43V147H42ZM45 148H46V147H45ZM45 148H44V149H45ZM75 148H76V147H75ZM78 148L76 149V151L78 150ZM38 149H41V148H38ZM59 149H60V148H58V150H59ZM86 149H87V148H86ZM89 149H88V150H89ZM166 149H167V148H166ZM25 150H26V149H25ZM27 150H28V149H27ZM42 150H43V149H42ZM42 150H41V152H42ZM45 150H46V149H45ZM47 150H48V148H47ZM58 150H57V151H58ZM66 150H68V149H66ZM70 150H71V149H70ZM74 150H75V149H73V151H74ZM119 150H120V149H119ZM168 150H169V149H168ZM31 151H32V150H31ZM31 151H30V152H31ZM50 151L52 152L53 150H50ZM59 151H60V150H59ZM76 151H75V153H76ZM103 151H105V150H103ZM137 151H139V150H137ZM222 151H223V150H222ZM222 151H221V152H222ZM253 151H254V150H253ZM27 152H28V151H27ZM35 152H36V151H35ZM37 152H38V151H37ZM41 152H39V153H41ZM44 152H46V151H44ZM54 152H55V150H54ZM61 152H63V151H61ZM61 152H60V153H61ZM71 152H72V150H71ZM95 152H96V150H95ZM107 152H109V151L107 150L105 153H107ZM114 152H115V151H114ZM135 152H136V151H135ZM21 153H22V152H21ZM28 153H29V152H28ZM39 153H38V154H39ZM42 153H43V152H42ZM46 153H47V152H46ZM48 153H49V151H48ZM48 153H47V156H48ZM52 153H53V152H52ZM55 153H56V152H55ZM55 153H54V154H55ZM84 153H86V154H84ZM116 153H117V152H116ZM116 153H115V154H116ZM137 153H138V152H137ZM139 153H140V152H139ZM14 154H15V153H14ZM29 154H30V153H29ZM33 154H34V153H33ZM36 154H37V153H36ZM36 154H35V155H36ZM50 154H51V153H49V155H50ZM56 154H57V153H56ZM58 154H59V152H58ZM69 154H70V153H69ZM72 154H74V153H72ZM92 154H93V153H92ZM94 154H95V153H94ZM108 154H109V155H112V154H110V152H109ZM113 154H114V153H113ZM134 154H135V153H134ZM41 155H44V154H41ZM62 155H63V154H62ZM74 155H75V154H74ZM77 155H76V156H77ZM82 155H80L79 158L82 157ZM95 155H96V154H95ZM97 155H99V153H98ZM131 155H132V154H131ZM140 155H141V154H140ZM18 156H19V155H18ZM22 156H23V154H22ZM29 156H30V155H29ZM36 156H37V155H36ZM47 156H46V157H47ZM53 156H54V155H53ZM68 156H70V155H68ZM71 156H72V155H71ZM71 156L68 157V158H70V160H71L70 162H72L73 159H76V156H74L75 158H74V157H71ZM100 156H103V155H102V152H101V155H100ZM113 156H114V155H113ZM118 156H119V154H118ZM133 156H134V155H133ZM135 156H136V155H135ZM24 157H25V156H24ZM24 157H23V158H24ZM27 157H28V156H27ZM30 157H31V156H30ZM32 157H34V156H32ZM41 157H43V156H41ZM50 157H51V156H50ZM50 157H48V158L50 159ZM60 157H61V155H60L59 157H57V158H58V160H60L59 162H60V164H61V161H62V160L60 159ZM62 157H64V155H63ZM62 157H61V158H62ZM66 157H67V156H66ZM83 157L80 158L79 160H81V159L83 160ZM91 157H92V155H91ZM94 157H95V156H94ZM144 157H145V156H144ZM164 157H166V156H164ZM222 157H223V156H222ZM28 158H29V157H28ZM28 158H27V159H28ZM34 158H35V160H37L36 157H34ZM43 158H44V157H43ZM43 158H42V159H43ZM53 158H54V157H53ZM110 158H113V157L110 156ZM124 158H125V157H124ZM150 158H151V155H150ZM42 159H41L40 161H42ZM51 159H52V157H51ZM55 159H56V158H55ZM62 159H63V158H62ZM66 159H67V158H66ZM77 159H78V157H77ZM84 159H86V158H84ZM94 159H95V160H94ZM94 159H93V161H92V164H93L94 161H96V158H94ZM97 159H98V158H97ZM99 159L101 160V158H99ZM99 159H98V160H99ZM16 160H17V159H16ZM23 160H24V159H23ZM31 160H32V159H31ZM31 160H29V161H31ZM45 160H46V159H45ZM45 160H43V161H45ZM56 160H57V159H56ZM87 160H88V161H87ZM87 160H84V161H86V163H88L89 160H90V158H89V159L87 158ZM91 160H92V158H91ZM104 160H105V159H104ZM116 160H117V159H116ZM145 160L147 161L146 158H145ZM166 160H167V157H166ZM32 161L34 162V159H33ZM43 161H42V162H43ZM49 161H50V160H49ZM53 161H54V160H53ZM63 161H64V160H63ZM67 161H68V160H67ZM67 161H66V162H67ZM73 161H74V160H73ZM101 161H103V160H101ZM109 161H110V160H109ZM132 161H134V160H132ZM19 162H21V159H20ZM24 162H25V161H24ZM27 162H28V161H27ZM35 162L37 163L38 161H35ZM46 162H47V161H46ZM50 162H51V161H50ZM68 162H69V161H68ZM78 162H79V161H78ZM81 162L83 163V161H81ZM81 162H79V163L81 164ZM97 162H100V161H97ZM28 163H29V162H28ZM28 163H27V165H28ZM31 163H32V162H31ZM54 163H55V162H54ZM62 163H63V162H62ZM76 163H77V162L75 161V164H76ZM100 163H101V162H100ZM131 163H132V162H131ZM137 163H138V161H137ZM137 163H136V164H137ZM141 163H142V162H141ZM213 163H214V162H213ZM34 164H35V163H34ZM39 164H40V163H39ZM39 164H38V165H39ZM41 164H42V163H41ZM43 164H44V163H43ZM45 164H47V163H45ZM45 164H44V166H47V165H45ZM57 164H58V163H57ZM60 164H59V165H60ZM63 164L65 165V162H64ZM71 164L74 166V162H73V163H70V165H71ZM80 164L77 163L75 167H78L77 165H79L82 169L87 167V166H86V167L83 166V164H85V163H83V164H81V165H80ZM92 164H91V165H92ZM113 164H114V163H113ZM132 164H134V162H133ZM138 164H139V163H138ZM145 164H147V163H145ZM149 164H151L150 161H149ZM23 165H24V164H23ZM25 165H26V164H25ZM31 165H32V164H31ZM52 165H53V164H52ZM59 165H58V166H59ZM85 165H86V164H85ZM91 165H90V166H91ZM141 165H142V164H141ZM143 165H144V164H143ZM151 165H153V163H152ZM214 165H215V164H214ZM217 165H219V164H217ZM19 166H20V165H19ZM29 166H30V165H29ZM36 166H37V165H36ZM44 166H43V167H44ZM73 166H72V168H73ZM92 166H93V165H92ZM95 166H96V165H95ZM95 166H94V167H95ZM116 166H117V164H116ZM134 166H135V165H134ZM136 166H137V165H136ZM144 166H145V165H144ZM11 167H12V165H11ZM20 167H21V166H20ZM31 167H32V166H30V168H31ZM34 167H35V166H34ZM34 167H32V168H34ZM43 167H42V168H43ZM49 167H50V166H49ZM49 167H48V168H47V167H44V168L49 169ZM52 167H53V166H52ZM63 167H65V166H63ZM63 167H62V168H63ZM70 167H71V166H70ZM75 167H74V168H75ZM88 167H89V166H88ZM94 167H93V168H94ZM97 167H99V166L97 165ZM216 167H217V166H216ZM24 168L27 169L28 167H27V168L24 167ZM24 168L22 169V171L25 170ZM35 168H37V167H35ZM39 168H40V167H39ZM42 168L39 169V170L41 171ZM53 168H54V167H53ZM53 168H52V169H53ZM55 168H58V167L55 166ZM65 168H67V167H65ZM72 168H71V170H72ZM74 168H73V169H74ZM90 168H91V167H90ZM93 168H92V169H93ZM116 168H117V167H116ZM151 168H152V167H151ZM214 168H215V166H214ZM214 168H213V169H214ZM16 169H18V167H17ZM47 169H46V171H48ZM52 169H51V170H52ZM59 169H60V168H59ZM67 169H68V168H67ZM67 169H66V170H67ZM76 169H77V168H76ZM101 169H102V168H101ZM109 169L111 170V169H113V168H109ZM114 169H115V168H114ZM28 170H29V169H28ZM30 170H31V169H30ZM34 170H36V169H34ZM49 170H50V169H49ZM60 170H61V169H60ZM68 170H69V169H68ZM74 170H75V169H74ZM74 170H73V171H74ZM94 170H95V169H94ZM94 170H92V172H93ZM107 170H108V169H107ZM120 170H121V169H120ZM147 170H148V169H147ZM147 170H146V171H147ZM153 170H154V169H153ZM211 170H212V168H211ZM22 171H21V172H22ZM37 171H38V169H37ZM40 171H39V172H40ZM52 171H53V170H52ZM54 171H55V169H54ZM58 171H59V170H58ZM78 171H79V170H78ZM78 171H77V173H78ZM87 171H88V170L86 169V170H85V173H86ZM89 171L91 172V170H89ZM89 171H88L87 173H89ZM98 171H100L99 168H98ZM98 171H97V173H98ZM114 171H115V170H114ZM131 171H132V170H131ZM135 171H136V170H135ZM155 171H156V169H155ZM207 171H208V170H207ZM213 171H214V170H213ZM261 171H264V170H261ZM9 172H11V171H9ZM14 172H15V171H14ZM28 172H29V171H28ZM42 172H43V170H42ZM49 172H50V171H49ZM60 172H62V171H60ZM60 172H56V173L54 172V173L57 175V173H60ZM64 172H66V171H64ZM95 172H96V171H95ZM95 172H94V173H95ZM103 172H104V171H102V172H100V173H103ZM117 172H118V170H117ZM143 172H144V171H143ZM151 172H152V171H151ZM22 173H24V172H22ZM29 173H30V172H29ZM32 173H33L34 176H36V174H34V172H32ZM40 173H41V172H40ZM40 173H39V174H40ZM47 173H48V172H47ZM47 173H46V174H47ZM66 173H67V172H66ZM70 173H71V171H69V174H70ZM83 173H84V172H83ZM87 173H86L85 175H87ZM106 173H110V172H106ZM41 174H42V173H41ZM55 174H54V175H55ZM61 174H63V172H62ZM72 174H73V173H72ZM90 174L92 175V173H90ZM90 174H89V176H91ZM103 174H104V173H103ZM131 174H132V173H131ZM135 174H136V173H135ZM8 175H9V174H8ZM8 175H7V176H8ZM29 175H30V174H29ZM42 175H43V174H42ZM51 175H52V174H51ZM56 175H55V176H56ZM63 175H64V174H63ZM63 175H62V176H63ZM81 175H82V174H81ZM95 175H96V173H95ZM97 175H98V174H97ZM104 175H105V177H107L106 174H104ZM115 175H116V174H115ZM150 175H151V173H150ZM259 175H260V174H259ZM10 176L13 177L12 174H11ZM18 176H19V172H18ZM21 176H22V175H21ZM24 176H26V174H25ZM37 176H38V173H37ZM37 176H36V177H37ZM43 176H45V175H43ZM59 176H61V175H59ZM59 176H58V177H59ZM117 176H119V175L117 174ZM130 176H131V175H130V172H129V176H128V177H130ZM139 176H140V175H139ZM142 176H143V174H142ZM142 176H141V177H142ZM257 176H258V174H257ZM8 177H9V176H8ZM12 177H11V178H12ZM14 177H15V176H14ZM19 177H20V176H19ZM19 177H18V178H19ZM27 177H29V176H27ZM30 177H31V176H30ZM40 177H41V176L39 175V180H40ZM45 177H47V176H45ZM52 177H53V176H52ZM58 177L56 176V178H58ZM67 177H68V176H67ZM80 177H81V176H80ZM84 177H85V176H84ZM96 177H97V176H96ZM99 177H100V176H99ZM108 177H109V176H108ZM110 177H111V176H110ZM125 177H126V176H125ZM134 177H135V176H134ZM147 177H148V176H147ZM163 177H164V176H163ZM169 177H170V176H169ZM6 178H7V177H6ZM11 178H10V179H11ZM16 178H17V176H16ZM34 178H35V177H34ZM34 178H33V179H34ZM65 178H66V177H65ZM65 178H64V179H65ZM89 178H91V177H89ZM93 178H94V177H93ZM114 178H115V177H114ZM149 178H150V177H149ZM149 178H148V179H149ZM157 178H158V177H157ZM12 179H13V178H12ZM24 179H25V177H24ZM26 179L29 180V179H31V178H26ZM36 179H38V177H37ZM47 179H48V177H47ZM59 179H60V178H59ZM62 179H63V178H62ZM85 179H86V177H85ZM91 179H92V178H91ZM101 179H103V178H101ZM107 179H108V178H107ZM119 179H120V178H119ZM125 179H126V178H125ZM129 179H131V178H129ZM148 179H147V180H148ZM150 179H151V178H150ZM155 179H156V178H155ZM155 179H154V180H155ZM203 179H205V178H203ZM8 180H9V179H7V181H8ZM20 180H21V179H20ZM20 180H19V181H20ZM34 180H35V179H34ZM41 180H42V178H41ZM82 180H84V179L82 178ZM92 180H93V179H92ZM94 180H95V179H94ZM96 180L98 181L99 179L97 178ZM96 180H95V181H96ZM103 180H104V179H103ZM126 180H127V179H126ZM131 180H132V179H131ZM134 180H136V179H134ZM139 180H140V179H139ZM144 180H146V178H144ZM157 180H158V182H160L159 179H157ZM7 181H6V182H7ZM9 181H10V180H9ZM12 181H13V180H12ZM23 181H24V180H23ZM26 181H27V180H26ZM37 181H38V180H36V182H37ZM42 181H44V179H43ZM47 181H48V180H47ZM55 181H56V180L54 179V183H55ZM58 181H59V180H58ZM58 181H57V182H58ZM62 181H63V180H62ZM86 181H87V180H86ZM89 181H90V179H89ZM89 181H88V183H89ZM109 181H110V180H109ZM109 181H107V182H109ZM111 181H112V179H111ZM111 181H110V182H111ZM123 181H125V180H123ZM128 181H129V180H128ZM140 181H141V180H140ZM155 181H156V180H155ZM155 181H153V182H155ZM162 181H163V180H162ZM14 182H15V181H14ZM14 182H13V183L11 182V183H12V184H11V187H13L12 185L14 184ZM20 182H21V181H20ZM28 182H29V181H28ZM39 182H40V181H39ZM63 182H64V181H63ZM90 182H91V181H90ZM100 182H101V181H100ZM116 182H117V181H116ZM132 182H133V181H132ZM134 182H135V181H134ZM145 182H146V181H145ZM145 182H144V183H145ZM147 182H148V181H147ZM203 182H204V181H203ZM7 183H8V182H7ZM25 183H26V182H25ZM37 183H38V182H37ZM37 183H35V184H37ZM41 183H42V182H41ZM43 183H44V182H43ZM88 183H87V184H88ZM104 183H106V182L104 181ZM113 183H114V182H113ZM117 183H118V182H117ZM123 183H124V182H123ZM125 183H126V182H125ZM129 183H130V182H129ZM144 183H143V184H144ZM193 183H194V182H193ZM196 183H197V180H196ZM199 183H201V182H199ZM255 183H256V182H255ZM27 184H28V183H27ZM33 184H34V182H33ZM38 184H39V183H38ZM44 184H46V183H44ZM52 184H53V182H52ZM84 184H85V182H84ZM99 184H100V183H99ZM101 184H102V182H101ZM106 184H107V183H106ZM106 184H105V185H106ZM111 184H112V183H111ZM111 184H109V185L107 184L108 187H109ZM114 184H115V183H114ZM131 184H132V183H131ZM152 184L155 185V183H152ZM156 184H157V183H156ZM162 184H163V182H162ZM165 184H166V183H165ZM197 184H198V183H197ZM201 184H204V183H201ZM16 185H17V184H16ZM16 185H15V186H16ZM41 185H42V184H40V186H41ZM46 185H48V184H46ZM57 185H58V184H57ZM59 185L61 186V184H59ZM59 185H58V186H59ZM96 185H97V182H96ZM96 185H95V186H96ZM105 185H104V186H105ZM107 185H106V186H107ZM118 185H119V184H118ZM124 185L127 186V184H124ZM141 185H142V184H141ZM158 185H159V184H158ZM166 185H167V184H166ZM166 185H165V186H166ZM2 186H3V185H2ZM6 186H7V185H6ZM15 186H14V187H15ZM20 186H21V185H20ZM36 186H37V185H36ZM40 186H39V187H40ZM43 186H44V185H43ZM55 186H56V185H55ZM58 186H57V187H58ZM80 186H81V185H80ZM87 186H88V185H87ZM120 186H121V185H120ZM129 186H130V185H129ZM135 186H136V185H135ZM139 186H140V185H139ZM143 186H144V185H143ZM193 186H194V185H193ZM203 186L205 187L206 185H202L201 188H202ZM14 187H13V190H15ZM24 187H25V186H24ZM32 187H34V186L32 185ZM32 187H29V188H32ZM81 187H84V186L82 185ZM96 187H97V186H96ZM100 187H101V186H100ZM100 187H99V188H100ZM110 187H112V186H110ZM123 187H124V186H123ZM123 187H122V190H123V189H126L128 186H127L126 188H123ZM155 187H156V185H155ZM163 187H164V185H163ZM197 187H198V186H197ZM197 187H196V188H197ZM3 188H4V187H3ZM15 188H17V187H15ZM40 188H41V187H40ZM53 188H54V187H53ZM55 188H56V187H55ZM58 188H60V187H58ZM85 188H87V187H85ZM85 188H84V189H85ZM93 188H94V187H93ZM112 188H113V187H112ZM118 188H121V187H118ZM131 188H132V187H131ZM150 188H151V187H150ZM156 188L158 189V186H157ZM156 188H155V189H156ZM207 188H208V186H207ZM207 188H206V189H207ZM4 189H6V188H4ZM9 189H10V188H9ZM17 189H18V188H17ZM26 189H27V188H26ZM38 189H39V188H38ZM100 189H101V188H100ZM105 189H106V188H105ZM109 189H111V188H109ZM115 189H116V190H121V189H117V188H115ZM129 189H130V188H129ZM136 189H137V188H136ZM138 189H139V188H138ZM155 189H154V190H155ZM163 189H164V188H163ZM1 190H3V189H0V191H1ZM13 190H12V191H13ZM18 190H19V189H18ZM23 190H24V189H23ZM27 190H29V189H27ZM33 190H34V189H33ZM33 190H32V191H33ZM36 190H37V188H36ZM36 190H35L34 192H36ZM40 190H41V189H40ZM81 190H83V189H81ZM85 190H87V189H85ZM85 190H84V191H85ZM95 190H96V189H95ZM95 190H94V191H95ZM107 190H108V189H106V192H107ZM127 190H128V189H127ZM127 190H126V192H127ZM139 190H140V189H139ZM142 190H143V189H142ZM158 190H160V189H158ZM197 190H200V189L197 188ZM197 190H196V191H197ZM4 191H5V190H4ZM8 191H9V190H8ZM10 191H11V190H10ZM12 191H11V192H12ZM20 191H21V190H20ZM20 191H19V193H21ZM30 191H31V189H30ZM52 191H53V190H52ZM78 191H79V190H78ZM87 191H89V189H88ZM90 191H91V190H90ZM99 191H101V190H99ZM103 191H104V190H103ZM108 191H109V190H108ZM124 191H125V190H124ZM132 191H133V190H132ZM145 191H146V190H145ZM147 191H148V190H147ZM156 191H157V190H156ZM165 191H166V190H165ZM188 191H190V190H188ZM11 192H10V195H11ZM13 192H14V191H13ZM27 192H28V191H27ZM38 192H40V191L38 190ZM42 192H44L43 189H42L41 193H42ZM80 192H81V191H80ZM80 192H79V193H80ZM96 192H98V191H96ZM140 192H141V191H140ZM157 192H158V191H157ZM160 192H161V190H160ZM198 192H199V191H198ZM204 192H205V191H204ZM1 193H4V192H1ZM5 193H6V191H5ZM8 193H9V192H8ZM31 193H32V192H31ZM36 193H37V192H36ZM41 193H40V194H41ZM47 193H48V192H47ZM81 193H82V192H81ZM89 193H90V192H89ZM91 193H92V194H95V193H93L92 191H91ZM119 193H120L119 195H121V191H120ZM127 193H128V192H127ZM132 193H133V192H132ZM147 193H149V192H147ZM147 193H146V194H147ZM161 193H162V192H161ZM12 194H13V193H12ZM14 194H16V190H15V193H14ZM26 194H27V193H26ZM28 194H29V193H28ZM32 194H33V193H32ZM34 194H35V193H34ZM34 194H33V195H34ZM37 194H38V193H37ZM83 194H85V193L83 192ZM102 194H103V192H102ZM133 194H135V193H133ZM164 194H165V192H164ZM23 195H24V194H23ZM78 195H79V194H78ZM98 195H99V194H98ZM122 195H123V194H122ZM125 195H126V194H125ZM147 195H148V194H147ZM147 195H144L143 198H146ZM150 195H151V194H149L148 196H150ZM155 195H157V194H155ZM158 195H159V193H158ZM158 195H157V197L155 196L157 199L154 198L156 201L159 199ZM7 196H8V195H7ZM11 196H12V195H11ZM20 196H22V195L20 194ZM24 196H25V195H24ZM24 196H23V197H24ZM41 196H43V195H41ZM41 196H40V197H41ZM47 196H48V195H47ZM90 196H91V195H90ZM102 196H103V195H102ZM102 196H100V197H102ZM104 196H105V195H104ZM145 196H146V197H145ZM152 196H153V195H152ZM152 196H151L150 198L148 197L147 200L144 199V200H146V202H145L144 200H143V201H144L145 203L150 204V205H151V203H149V202L155 203L156 201H153V200H152V198H153L154 196H153V197H152ZM159 196H160V195H159ZM26 197H27V196H26ZM36 197H37V195H36ZM40 197H39V198H40ZM85 197H86V196H85ZM121 197H122V196H121ZM130 197H131V196H130ZM0 198H2V197L0 196ZM12 198H14V197H12ZM34 198H35V197H34ZM77 198H78V197H77ZM77 198H76V200H77ZM80 198H81V197H80ZM97 198H99V197H97ZM199 198H200V197H199ZM199 198H198V199H199ZM2 199H4V198H2ZM19 199H20V198H19ZM21 199H22V197H21ZM25 199H26V198H25ZM32 199H33V198H32ZM40 199H41V198H40ZM46 199H47V198H46ZM163 199H165V198H163ZM196 199H197V198H195V200H196ZM198 199H197V200H198ZM33 200H34V199H33ZM37 200H38V199H37ZM76 200H75V202H76ZM81 200H82V198H81ZM81 200H80V201H81ZM85 200H86V198H85ZM114 200H115V199H114ZM114 200H113V201H114ZM175 200H176V198H175ZM1 201H2V200H1ZM1 201H0V202H1ZM15 201H16V200H15ZM17 201H18V200H17ZM24 201H25V200H24ZM27 201H28V199H27ZM31 201H32V200H31ZM87 201H88V200H86V202H87ZM89 201H90V200H89ZM143 201L141 200L140 203H142ZM193 201H194V200H193ZM19 202L21 203V200H20ZM34 202H35V200H34ZM34 202H33V204H34ZM96 202H97V201H96ZM103 202H105V201H103ZM189 202H190V201H189ZM194 202H195V201H194ZM1 203H2V202H1ZM17 203H18V202H17ZM20 203L17 204L18 207H19ZM25 203H26V201H25ZM82 203H84V201H82ZM87 203H88V202H87ZM111 203H114V202H111ZM191 203H193V202H191ZM228 203H229V202H228ZM3 204H4V203H3ZM3 204H2V205H3ZM22 204H23V203H22ZM28 204H29V203H28ZM30 204H32V202H30ZM33 204H32V205H33ZM72 204H73V203H72ZM85 204H86V203H85ZM90 204H91V202H90ZM94 204H95V203H94ZM99 204H100V201H99ZM116 204H117V203H116ZM148 204H147L145 207H148ZM161 204H162V203H161ZM161 204H159V205L162 206ZM188 204H190V203H188ZM196 204H197V203H196ZM4 205H5V204H4ZM4 205H3V206H4ZM13 205H14V204H13ZM32 205H28L29 208H30ZM74 205H75V204H74ZM77 205H81V204L78 203ZM102 205H103V204H102ZM113 205H114V204H113ZM137 205H138V203H137ZM141 205L144 206L145 204H140L139 206H141ZM193 205H194V204H193ZM228 205H229V204H228ZM3 206H2V208H3ZM82 206H83V204H82ZM82 206H81V207H82ZM86 206H88V205L86 204ZM86 206H83V207L86 208V211L88 212ZM100 206H101V205H100ZM100 206H99V207H100ZM160 206H159V208H160ZM226 206H227V205H226ZM8 207H9V206H8ZM15 207H16V202H15ZM22 207H23V206H22ZM88 207H89V206H88ZM90 207H91V206H90ZM93 207H94V205H93ZM112 207H113V206H111V208H112ZM126 207H127V206H126ZM137 207H138V206H137ZM145 207H144V208H145ZM150 207H152V205H151ZM150 207H148V208H150ZM192 207H193V206H192ZM224 207H225V206H224ZM29 208H27V209L29 210ZM71 208H73V207L71 206ZM75 208L77 209V206H75ZM97 208H98V206H97ZM100 208H101V207H100ZM108 208H109V206H108ZM111 208H110V209H111ZM132 208H134V207H132ZM164 208H165V207H164ZM164 208H163V209H164ZM0 209H1V208H0ZM32 209H33V208H32ZM82 209H83V208H82ZM145 209H147V208H145ZM222 209H223V207H222ZM4 210H5V209H4ZM14 210H15V208H14ZM14 210H13V211H14ZM19 210H20V209H17V211H19ZM23 210H24V209H23ZM78 210H79V209H77V212H78ZM132 210H133V209H132ZM134 210H135V209H134ZM142 210H143V209H142ZM0 211L2 212V210H0ZM9 211H11V206H10V210H9ZM20 211H22V210H20ZM20 211H19V212H20ZM31 211H32V210H31ZM92 211H93V210H92ZM114 211H115V210H114ZM143 211H144V210H143ZM156 211H157V210H156ZM14 212H15V211H14ZM14 212H13V213H14ZM19 212H18V214H19ZM87 212H86V213H87ZM117 212H118V209H117ZM117 212H114V213L117 214ZM132 212H133V211H132ZM132 212H131V213H132ZM157 212H158V211H157ZM3 213H5V212H3ZM9 213H10V212H9ZM15 213H17V212H15ZM82 213H85V211L82 212ZM98 213H99V212H98ZM108 213H109V212H108ZM110 213H111V212H110ZM123 213H124V212H123ZM128 213H129V212H128ZM158 213H159V212H158ZM160 213H162V212H160ZM18 214H16V215L19 217ZM22 214H23V213L21 212L20 215H22ZM26 214H27V213H26ZM73 214H74V213H73ZM75 214H76V213H75ZM100 214H101V212H100ZM102 214H103V213H102ZM102 214H101V215H102ZM111 214H113V213H111ZM162 214H163V213H162ZM1 215H2V214H1ZM3 215H4V214H3ZM16 215H13V216L17 217ZM77 215H79V214H77ZM77 215H76V216H77ZM84 215H86V214H84ZM89 215H90V214H89ZM96 215H97V214H96ZM122 215H123V214H122ZM127 215H128V214H127ZM133 215L135 216V214H132V216H133ZM157 215H158V214H157ZM11 216H12V215H11ZM22 216H23V215H22ZM67 216H68V215H67ZM81 216H83V215L80 214V217H81ZM102 216H103V215H102ZM108 216H109V215H108ZM111 216H112V215H111ZM159 216H160V214H159ZM92 217H93V216H92ZM129 217H131V214H129ZM154 217H155V216H154ZM218 217H219V216H218ZM10 218H11V217H10ZM19 218H20V217H19ZM21 218H22V217H21ZM21 218H20V219H21ZM27 218H28V217H27ZM76 218H77V217H76ZM85 218H86V217H85ZM85 218H83V219H85ZM11 219H12V218H11ZM71 219H72V218H71ZM93 219H94V218H93ZM219 219H220V218H219ZM219 219H217V220H219ZM14 220H15V219H14ZM23 220H25V219H23ZM68 220H69V219H68ZM74 220H75V219H73V221H72L73 224L76 223V222H74ZM78 220H79V219H78ZM80 220H81V219H80ZM80 220H79V221H80ZM86 220H87V219H86ZM95 220H96V219H95ZM100 220H101V219H100ZM100 220H98V221H100ZM129 221H130V220H129ZM151 221H152V219H151ZM155 221H156V220H155ZM219 221H220V220H219ZM0 222H1V220H0ZM12 222H13V221H12ZM19 222H21V221H19ZM66 222H67V221H66ZM82 222H83V221H82ZM86 222H89V221H86ZM93 222H95V221H93ZM130 222H131V221H130ZM24 223H26V221H24ZM27 223H28V222H27ZM27 223H26V224H27ZM64 223H65V222H64ZM69 223H70V222H69ZM69 223H68V225H69ZM84 223H85V222H84ZM100 223H101V222H100ZM124 223H126V222H124ZM127 223H128V222H127ZM127 223H126V224H127ZM155 223H157V222H155ZM262 223H263V222H262ZM70 224H71V223H70ZM76 224H77V223H76ZM89 224H90V223H89ZM217 224H219V223H217ZM12 225H13V224H12ZM12 225H11V226H12ZM97 225H98V224H97ZM106 225H107V224H106ZM16 226H18V225L16 224ZM22 226H23V225H22ZM22 226H21V228H22ZM64 226H65V225H63V227H64ZM69 226H70V225H69ZM77 226H78V225H77ZM77 226H75V227H77ZM79 226H80V225H79ZM99 226H101V225H98V227H99ZM122 226H123V225H122ZM201 226H202V225H201ZM201 226H200V227H201ZM215 226H217V225H215ZM215 226H214V228H215ZM19 227H20V226H19ZM19 227H15V228H18V230H20L21 228L19 229ZM34 227H36V226H34ZM60 227H61V226H60ZM85 227H86V226H85ZM87 227H89V226H87ZM95 227H96V226H95ZM31 228H32V227H31ZM38 228H40V227H38ZM38 228H36L37 231H38ZM65 228H68V227H65ZM71 228H72V225H71V227L68 228V229H71ZM78 228H79V227H78ZM113 228H114V227H113ZM214 228H213V229H214ZM29 229H30V228H29ZM33 229H34V228H33ZM33 229H32V230H33ZM36 229H34L33 231L30 230V231H31V232H34V231H36ZM40 229H41V228H40ZM59 229H61V228H59ZM88 229H89V228H88ZM88 229H87V230H88ZM95 229H96V228H95ZM95 229H94V230L92 229V230H93V234H94ZM97 229H98V228H97ZM97 229H96V230H97ZM216 229H217V228H216ZM216 229H215V230H216ZM18 230H16V231H18ZM22 230H24V229L22 228ZM22 230H21V231H22ZM72 230H73V229H72ZM77 230H78V229H77ZM121 230H122V228H121ZM13 231H14V229H13ZM21 231H20V232H21ZM39 231H41V230H39ZM44 231H45V230H44ZM59 231H60V230H59ZM67 231H68V230H66V233H69V232H67ZM69 231H71V230H69ZM84 231H86V230H84ZM84 231H83V232H84ZM116 231H117V230H116ZM123 231H124V230H123ZM197 231H198V230H197ZM14 232H15V231H14ZM41 232H43V230H42ZM57 232H58V231H57ZM71 232H72V231H71ZM77 232H78V231H77ZM206 232H207V231H206ZM206 232H205V233H206ZM212 232H213V231H212ZM15 233H16V232H15ZM15 233H14V234H15ZM34 233H35V232H34ZM36 233H38V232H36ZM45 233H46V232H45ZM72 233H73V232H72ZM75 233H76V232H75ZM75 233L72 234V236H74ZM195 233H196V232H195ZM198 233H199V232H198ZM213 233H214V232H213ZM27 234H28V233H27ZM31 234H32V233H31ZM31 234H30V235H31ZM40 234H41V233H40ZM55 234H57V233H55ZM60 234H61V232H60ZM63 234H64V233H63ZM84 234H85V233H84ZM88 234H89V233H88ZM113 234H114V233H113ZM5 235H6V234H5ZM17 235H19V234H17ZM17 235H16V236H17ZM21 235H22V234H21ZM23 235H24V233H23ZM37 235H38V234H37ZM41 235H42V234H41ZM43 235H44V234H43ZM66 235H68V234H66ZM90 235H91V234H90ZM116 235H117V233H116ZM204 235H205V234H204ZM207 235H208V234H207ZM11 236H12V235H11ZM32 236H35V234L32 235ZM61 236H63V235L61 234ZM93 236H94V235H93ZM202 236H203V235H202ZM259 236H261V234H259ZM4 237H5V236H4ZM4 237H3V238H4ZM9 237H10V236H9ZM9 237H8V238H9ZM29 237H30V238H33V237H31V236H29ZM58 237H60V236H58ZM63 237H64V236H63ZM65 237H66V236H65ZM70 237H71V235H70ZM112 237H113V236H112ZM118 237H119V236H118ZM121 237H122V236H121ZM206 237H207V236H206ZM24 238H25V236H24ZM24 238H23V240H24ZM26 238H27V236H26ZM41 238H42V237H41ZM41 238H40V239H41ZM44 238H45V237H44ZM61 238H62V237H61ZM73 238H74V237H73ZM94 238H95V237H94ZM116 238H117V236H116ZM1 239H2V238H1ZM27 239H28V238H27ZM45 239H46V238H45ZM47 239H48V238H47ZM47 239H46V240H47ZM57 239H59V238H57ZM76 239H77V238H76ZM90 239H92V238L90 237ZM189 239H191V238H189ZM8 240H9V239H8ZM8 240H7V241H8ZM25 240H26V239H25ZM30 240H31V239H30ZM42 240H44V239H42ZM42 240H41V242H42ZM49 240H50V238H49ZM60 240H61V239H60ZM65 240H66V238H65ZM69 240H70V239H69ZM69 240L67 239V243H68ZM73 240H74V239H73ZM83 240L87 241V240H89V239L86 240V239L84 238ZM120 240H121V239H120ZM4 241H5V240H4ZM21 241H22V240H21ZM21 241H20V242H21ZM37 241H40V240H37ZM44 241H45V240H44ZM62 241H63V240H62ZM62 241H61V242H62ZM77 241H78V240H77ZM89 241H90V240H89ZM22 242H23V241H22ZM30 242H31V241H30ZM47 242H48V241H47ZM54 242H55V241H54ZM80 242H81V241H80ZM87 242H88V241H87ZM257 242H258V240H257ZM259 242H261V241H259ZM3 243H4V242H3ZM33 243H34V242H33ZM38 243L40 244V242H38ZM45 243H46V242H45ZM45 243L43 242L42 244L46 245ZM55 243H56L58 246L61 244V243L58 244L57 242H55ZM62 243H63V242H62ZM77 243H78V242H77ZM1 244H2V243H1ZM5 244H7V243H5ZM42 244H40V247H42V246H41ZM49 244H50V243H49ZM63 244H64V243H63ZM69 244H70V243H69ZM71 244H74V243L71 242ZM71 244H70V246H72ZM83 244H84V243H83ZM85 244H86V242H85ZM258 244H259V243H258ZM31 245H32V244H31ZM35 245H36V242H35ZM35 245H34V246H35ZM37 245H38V244H37ZM65 245H66V243H65ZM75 245H76V244H75ZM86 245H87V244H86ZM89 245H90V244H89ZM89 245H87V246H89ZM105 245H106V244H105ZM7 246H8V245H7ZM18 246H19V245H18ZM22 246H23V245H22ZM28 246H29V243H28ZM70 246H69V247H70ZM80 246H81V244H80ZM1 247H2V248L4 247V249H5L6 245H4V246L1 245ZM11 247H12V244H11ZM14 247H16V246H14ZM32 247H33V245H32ZM32 247H31V248H28V250H29V249H32ZM36 247H38V246H36ZM40 247H39V248H40ZM66 247H67V245H66ZM78 247H79V246H77V248H78ZM90 247H91V246H90ZM12 248H13V247H12ZM16 248H18V247H16ZM16 248H15V249H16ZM70 248H71V247H70ZM83 248H85V246H84ZM8 249H10V248H8ZM25 249L27 250V248H25ZM36 249H37V248H35V251H36ZM40 249L42 250V249H44V248L42 247V248H40ZM45 249H46V248H45ZM53 249H54V248H53ZM60 249L62 250L61 247H60ZM63 249H64V248H63ZM72 249H73V248H72ZM86 249H87V248H86ZM118 249H120V248H118ZM197 249H198V248H197ZM261 249H263V248H261ZM0 250H1V249H0ZM23 250H24V249H23ZM26 250H24V253H25V254H26ZM28 250H27V251H28ZM47 250H48V249H47ZM57 250H59V249H57ZM75 250H76V249H75ZM87 250H88V249H87ZM103 250H105V249H103ZM163 250H165V249H163ZM29 251H30V250H29ZM29 251H28V252H29ZM43 251H45V250H43ZM54 251H56V250L54 249ZM79 251H80V250H79ZM88 251H89V250H88ZM201 251H202V250H201ZM0 252H1V251H0ZM16 252H17L16 250H15V252L13 251V253H16ZM33 252H34V251L32 250V253H33ZM36 252H37V251H36ZM63 252H64V250H63ZM236 252H237V251H236ZM21 253H22V251H21ZM29 253H30V252H29ZM40 253H41V252H40ZM40 253H39V254H40ZM61 253H62V252H61ZM232 253H233V252H232ZM251 253H252V252H251ZM0 254H2V253H0ZM3 254H4V253H3ZM30 254H31V253H30ZM39 254H38V255H39ZM62 254H63V253H62ZM66 254H67V253H66ZM68 254H69V253H68ZM75 254H76V252H75ZM77 254H78V253H77ZM4 255H5V254H4ZM23 255H24V254H23ZM26 255H27V254H26ZM33 255H34V254H33ZM64 255H65V254H64ZM0 256H1V255H0ZM2 256H3V255H2ZM5 256H6V255H5ZM24 256H25V255H24ZM30 256H32V254H31ZM30 256L28 255V257H29L30 259H33V258H31ZM61 256H62V255H61ZM68 256H70V255H68ZM68 256H67V257H68ZM107 256L109 257V255H107ZM117 256H118V255H117ZM252 256H253V255H252ZM26 257H27V256H25V258H26ZM32 257H34V256H32ZM62 257H63V256H62ZM75 257H76V256H75ZM97 257H98V256H97ZM248 257H249V256H248ZM248 257H247V258H248ZM7 258L9 259V257H7ZM76 258H77V257H76ZM76 258H75V260H76ZM83 258H85V257H83ZM83 258H81V259H83ZM92 258H93V256H92ZM0 259H2V258H0ZM64 259H65V258H64ZM64 259H63V260H64ZM87 259H88V258H87ZM89 259H90V258H89ZM89 259H88V260H89ZM108 259H109V258H108ZM108 259L106 258V262L108 261ZM237 259H238V257H237ZM254 259H255V258H254ZM9 260H10V259H9ZM13 260H14V259H13ZM21 260H22V259H21ZM25 260H27V259H25ZM59 260H60V259H59ZM61 260H62V259H61ZM73 260H74V258H73ZM79 260H80V258H79ZM3 261H4V260H3ZM77 261H78V260H77ZM77 261H75V262H77ZM0 262H1V261H0ZM8 262H10V261H8ZM8 262H5V261H4V262L1 263V264H5V263L8 264ZM24 262H25V261H24ZM49 262H50V261H49ZM61 262H62V261H61ZM66 262H67V261H66ZM79 262H80V261H79ZM102 262H103V261H102ZM106 262H105V263H106ZM231 262H234V261H231ZM20 263H22V262L20 261ZM28 263H29V262H28V260H27V263H26V264H28ZM59 263H60V262H59ZM93 263H94V262H93ZM105 263H104V264H105ZM29 264H30V263H29ZM47 264H48V262H47ZM51 264H52V263H51ZM94 264H95V263H94ZM253 264H254V263H253ZM262 264H263V263H262Z\"/></svg>", "mask_w": 264, "mask_h": 264}]
</instances>
